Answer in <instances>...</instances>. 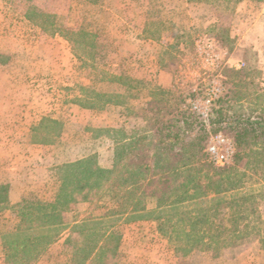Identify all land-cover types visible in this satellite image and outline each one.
Wrapping results in <instances>:
<instances>
[{"label": "rangeland", "instance_id": "1", "mask_svg": "<svg viewBox=\"0 0 264 264\" xmlns=\"http://www.w3.org/2000/svg\"><path fill=\"white\" fill-rule=\"evenodd\" d=\"M27 10L50 15L47 28L28 21ZM23 20L29 23L21 27L28 41L36 44L31 49L33 61L44 62L39 66L48 72L28 77V82L40 81L45 104L44 120L32 131L30 140L47 148L43 151V171L37 173L41 186L22 199H55L59 183L54 169L61 164L93 156L100 167L110 168L114 138L144 127L140 115L145 114L143 108L156 88L170 91L156 98L173 105V98L194 95V90L203 97L209 86H222L224 92L225 70L249 66L247 79L253 82L249 86L264 89V2L0 0V24L17 27ZM10 28L3 34L5 29L0 26V36L15 39L14 30L8 32ZM12 50L0 47V67L15 62L17 52ZM159 70L170 75V88L161 87L164 83H160ZM254 91L248 88V93ZM256 92L264 105V90ZM102 95L113 96L111 99L120 103L102 106ZM255 97L253 94L252 100ZM244 186L245 191L258 192L264 182L246 178ZM256 203L258 217L245 230L247 235L217 253L194 248L182 255L177 248L192 244L204 228L196 225L189 242L180 225L169 223V229L163 227L167 229L165 236L159 222L134 221L125 215L105 217L112 207L107 199L93 209L88 203L71 205L62 214V222L70 229L88 215L99 220L101 231L120 238L116 264H264V199L260 197ZM14 206L5 205L14 217L0 216L3 240L18 221ZM147 207L151 210L154 205ZM176 238L181 242H174ZM54 243L40 258H46V264H75L71 249Z\"/></svg>", "mask_w": 264, "mask_h": 264}, {"label": "trees", "instance_id": "2", "mask_svg": "<svg viewBox=\"0 0 264 264\" xmlns=\"http://www.w3.org/2000/svg\"><path fill=\"white\" fill-rule=\"evenodd\" d=\"M25 17L43 29L51 19L35 10H27ZM225 73L224 92L212 104L207 119L187 105L186 98L193 94L173 98V105H168L156 97L170 91L156 88L143 108L145 114L140 115L144 127L114 138L110 168L100 167L93 156L57 166L59 188L52 203L22 199L14 206L18 221L4 240L6 261L35 264L66 229L62 214L71 205L88 203L93 209L105 199L112 202L105 217L125 215L134 221L159 222L165 236L163 227L169 229V223L180 225L189 242L196 225L204 228L192 244L177 248L182 255L194 248L217 253L245 237V230L258 217L256 199H264V188L245 191L244 186L246 178L264 182V105L256 92L264 89L249 86L253 84L247 79L249 66ZM249 87L255 91L248 93ZM99 97L105 99L102 106L120 103L113 96ZM222 133L230 136L235 153L231 163L218 167L205 150L209 137ZM7 203L8 186L0 184V212ZM149 203L154 205L151 210ZM119 241L117 235L101 231L99 220L88 215L69 229L64 244L75 264H116Z\"/></svg>", "mask_w": 264, "mask_h": 264}, {"label": "crops", "instance_id": "3", "mask_svg": "<svg viewBox=\"0 0 264 264\" xmlns=\"http://www.w3.org/2000/svg\"><path fill=\"white\" fill-rule=\"evenodd\" d=\"M23 22H19L20 25L17 27L15 24H6V22L0 24L5 29L3 34H6V29L11 27L8 32L14 30L16 37L13 35L15 39L9 40L6 35L0 36L3 40L0 42V47L2 49L11 48L13 52H17L13 56L16 64L11 61L7 67H0L2 68L0 70L2 76V82H0V184L8 186L6 206L10 207L19 203L22 198L29 195L30 191H36L33 188L41 186L37 180V173L43 171L42 165H44L45 157L43 151L47 148L42 143L30 140L33 137L32 131L36 130L39 123L44 120L45 104L41 94L43 86L41 83L38 84L40 81L34 79L28 82V77L29 75L34 76L35 73L44 74L48 72V69L39 66V63L44 62L33 61L34 56L31 49L34 48L32 44H36L28 41V36L21 27L29 23L25 20ZM158 77L161 80L160 83H164L162 88L171 87L170 75L159 70ZM10 207L0 212V216L9 219L14 217ZM68 231L69 229H65L54 244L63 247ZM4 243L5 241L0 238V264H12L6 261ZM45 259L42 256L35 264H46Z\"/></svg>", "mask_w": 264, "mask_h": 264}, {"label": "built area", "instance_id": "4", "mask_svg": "<svg viewBox=\"0 0 264 264\" xmlns=\"http://www.w3.org/2000/svg\"><path fill=\"white\" fill-rule=\"evenodd\" d=\"M222 86H209L206 88L203 97H198L194 90V97L186 101L190 110L203 119H207L212 104L221 96ZM208 159L218 167L231 163L235 150L230 138L223 134H216L209 137L206 145Z\"/></svg>", "mask_w": 264, "mask_h": 264}]
</instances>
